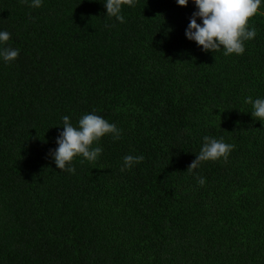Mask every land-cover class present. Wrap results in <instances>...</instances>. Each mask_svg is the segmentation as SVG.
I'll return each mask as SVG.
<instances>
[{"label": "trees", "instance_id": "16d2710c", "mask_svg": "<svg viewBox=\"0 0 264 264\" xmlns=\"http://www.w3.org/2000/svg\"><path fill=\"white\" fill-rule=\"evenodd\" d=\"M192 0H135L121 23L103 0H0V30L20 50L0 61V264H264V5L243 55L186 38ZM202 23V20H198ZM116 124L75 174L49 155L63 116ZM227 161L188 171L204 136ZM125 155H143L120 171ZM206 183L198 184V176Z\"/></svg>", "mask_w": 264, "mask_h": 264}, {"label": "clouds", "instance_id": "9594fccd", "mask_svg": "<svg viewBox=\"0 0 264 264\" xmlns=\"http://www.w3.org/2000/svg\"><path fill=\"white\" fill-rule=\"evenodd\" d=\"M32 8H39L44 0H21ZM108 17H114L121 23L125 22L123 8L127 5L133 7L135 0H103ZM197 10L190 18L185 30L186 38L196 42L205 53L223 51V55H243L246 51L245 42L254 40L257 29L249 27L250 18L258 14L264 0H192ZM180 6H187L189 0H177ZM202 20V23L198 22ZM11 33L0 30V61L12 63L19 55L20 50L7 46ZM246 103L253 106L251 114L255 120L264 123V98L253 100L251 96L246 98ZM63 130L56 139L57 147L50 150L49 155L56 166L71 174H75L74 158L82 156L89 162L95 163L103 152L100 146L93 147L106 135L113 139H120L121 130L116 124L109 122L104 117L92 113H86L79 118L74 125L68 115L63 116ZM203 145L196 155V159L190 164L188 171H194L202 162L218 161L221 158L227 161L234 145L226 143L223 138L212 136L203 137ZM143 155H125L120 171L131 170L135 165L143 161ZM198 176V184L206 183L205 177ZM256 185L255 192L258 190Z\"/></svg>", "mask_w": 264, "mask_h": 264}, {"label": "rangeland", "instance_id": "374dc122", "mask_svg": "<svg viewBox=\"0 0 264 264\" xmlns=\"http://www.w3.org/2000/svg\"><path fill=\"white\" fill-rule=\"evenodd\" d=\"M239 184L241 186H249L255 183L258 187L264 186V177L262 178L261 175H254L253 171H249V176L243 171L242 175H240Z\"/></svg>", "mask_w": 264, "mask_h": 264}]
</instances>
